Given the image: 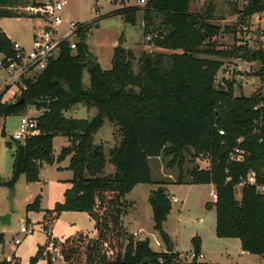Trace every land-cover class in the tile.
Masks as SVG:
<instances>
[{
  "label": "trees",
  "instance_id": "trees-1",
  "mask_svg": "<svg viewBox=\"0 0 264 264\" xmlns=\"http://www.w3.org/2000/svg\"><path fill=\"white\" fill-rule=\"evenodd\" d=\"M21 1L0 0V17H21L9 9ZM189 5L190 0H148L143 7L124 5L108 13L135 24L138 13L143 11L147 28L155 12H165L173 28L168 36L157 39L156 45L172 50L168 65L163 53L144 54L135 73L129 52L116 48L111 69L91 67L84 43L86 26L78 33L76 50L67 41L62 42L46 69L36 79L25 80L23 103H0V115L4 117L22 114L28 104L43 111L37 117L38 134L24 142L17 141V151L20 144L25 145L22 173L28 183L39 181L44 164L67 157L73 173L64 200L44 215L48 239L38 246L30 264L40 260L45 264H139L145 260L151 264H176L179 254L173 251L164 230L172 208L164 186L168 181H157L159 187L149 195L154 229L167 245L166 252H156L148 239L136 240L128 234L123 218L133 206L126 195L138 184L155 183L150 159L173 155L172 162L183 161L191 148L196 154L204 151L211 157L209 167L191 168L185 183L214 185L218 199L206 206L215 207L216 235L239 238L244 252L264 255V192L245 183L241 199H237L235 189L250 171L256 172L259 183L264 182V106L254 109L264 103V94L255 91L238 96L233 82L227 83V89L215 84L223 59L233 58L258 62L255 75L264 81V49H250L247 43L204 49L206 38L217 35L220 29L210 22L199 23ZM235 10L243 21H248L264 11V0H248L241 9L235 5ZM14 52L13 41L0 30V53L7 56ZM86 71L90 75L88 87L84 84ZM82 102L96 107L97 114L91 119L65 115V111ZM106 119L119 128L121 135L107 153L103 144L95 142ZM256 119L260 124L254 122ZM220 129H224L223 135ZM57 135L68 138V145L58 156L53 150ZM239 137H243L242 142L237 141ZM236 148L242 150L243 160L231 158ZM107 163L114 166L113 173H106ZM176 183L184 182L180 179ZM28 208L40 210V197ZM64 211L88 214L95 221V231L90 234L80 230L64 240L53 237L49 229ZM192 242L200 251L199 237H193ZM52 248L57 249L60 262ZM0 264L22 263L14 254L0 260Z\"/></svg>",
  "mask_w": 264,
  "mask_h": 264
},
{
  "label": "rangeland",
  "instance_id": "rangeland-1",
  "mask_svg": "<svg viewBox=\"0 0 264 264\" xmlns=\"http://www.w3.org/2000/svg\"><path fill=\"white\" fill-rule=\"evenodd\" d=\"M204 1L190 0V12L199 23L210 22L220 29L217 35L206 38L203 43L204 49L212 46L226 48L235 43L237 45L247 43L248 47L253 50L264 49V12L255 13L248 21L238 22L234 18L235 5L239 9L242 6L241 3L236 4L232 0ZM124 2L127 6H144L140 5L138 0H125ZM38 3H40L38 0L37 2L22 0L19 4L10 6V11L23 18L19 21L8 20V26L15 31L25 32V27L30 21L27 17H33L26 7L38 5ZM122 6H124L122 0H68L62 11L64 23L60 31H65L72 21L86 23L84 43L89 62L102 69L112 68L116 48L129 52L135 73L139 71L140 59L144 54L156 56L157 53H163L168 65L172 50L156 45V40L168 36L173 28L167 22L166 13L155 12L150 25L146 28L143 11L138 13L135 24L128 23L123 16L108 14ZM240 24L242 26L239 29L237 26ZM233 28L235 31H232ZM16 34L18 33L13 32L12 36L18 37ZM76 39L79 40V36ZM223 61L224 65L229 63L237 65L232 76L233 80H230L234 83L236 95L249 96L255 91H262L264 94V81L255 75V71L260 67L258 62L241 58L223 59ZM3 78L4 75L0 74V84ZM89 80L90 75L86 71L84 76L86 87L89 86ZM97 112L96 107H88L82 102L65 111V115L91 119ZM23 113L38 117L42 114V109L39 106L28 104ZM20 115L7 116L5 124H0V232L4 233V243L0 244V260L6 258L7 255L15 254L22 264H30V258L36 253L38 246L45 244L48 239L44 226V215L64 200V193L71 186L72 171L68 168L70 161L67 157L61 162L46 164L40 171L39 181L28 183L25 174L21 173L13 187L5 185L14 174L18 143L12 139V134L18 126ZM120 136L119 128L106 119L103 127L95 135V142L103 144L107 153L119 142ZM65 139V136L57 135L53 140V150L56 155L60 153ZM189 150L185 153L183 161L172 162L173 155L150 160L152 179L155 183L138 184L131 193L126 195V199L133 202V206L125 216L128 221L126 225L123 220L125 229L138 232V229L142 227L143 231L139 233L141 238L149 236L153 248L161 249L154 242L153 234L158 236L159 233L153 227V212L148 194L151 189L159 187L157 181L165 180L169 182L166 184L169 197L174 193L180 201H184L180 203L171 201L172 208L165 221L166 231L171 236L173 248L180 251L178 254L194 249L192 239L198 236L200 250L205 257L197 262L264 264V255L244 252L238 238L236 240L239 244L235 247L230 238H220L216 235L215 207L206 206V202H213L210 195V192L214 190L212 184H174L180 179L185 183L189 179L188 171L194 166L197 165L200 168L210 166L208 160L211 157L208 153L202 151L196 154L194 149ZM113 171L114 166L107 163L106 173H113ZM38 196L40 197V210L29 209L28 205L33 204ZM236 196L237 199H241L242 191H238ZM4 216H8L6 221L1 219ZM22 222H25L29 229L27 234L20 231ZM80 230L86 233L94 232L95 221L86 213L64 211L53 222L49 232L53 237L64 240ZM16 238L21 239L19 244H15ZM52 252L60 262L57 249L52 248ZM193 262L184 261L186 264H193ZM36 264H45V262L40 260Z\"/></svg>",
  "mask_w": 264,
  "mask_h": 264
},
{
  "label": "built area",
  "instance_id": "built-area-1",
  "mask_svg": "<svg viewBox=\"0 0 264 264\" xmlns=\"http://www.w3.org/2000/svg\"><path fill=\"white\" fill-rule=\"evenodd\" d=\"M68 0H42L38 5L28 6L26 9L30 14L42 21V26H39L33 36L31 47H26L18 41L13 42L14 54L3 56L0 59V74L4 75V81L0 85V103L16 102L27 89V79H36L39 74L46 69L51 59L57 56L60 44L64 41L69 43L70 48L74 51L77 49L78 33L80 29L86 27L84 22H70L61 32L60 28L64 23L62 11L64 10ZM148 0H138L140 5H145ZM236 4H243L248 0H232ZM242 6L239 8L241 9ZM235 19L238 22H243L242 16L236 12ZM241 24L237 28H241ZM237 68L236 63L225 64L218 71L215 77V84L219 88L227 89V83L233 80L234 70ZM239 68V67H238ZM264 106V103L257 104L254 109L259 110ZM43 112V111H42ZM256 124L260 122L256 119ZM0 124H5V117L0 116ZM37 117L30 116L27 113L20 115V120L16 130L12 134V139L18 142H24L27 138L38 134ZM219 133L224 134V129H220ZM238 142L243 141V137L237 139ZM231 158L233 160H243V152L239 148L233 151ZM209 165H210V160ZM203 168V167H201ZM206 168V167H205ZM241 182L236 185V193L242 191L245 183L253 184L259 192H264V182L259 183L255 171H250L246 178H241ZM212 201L216 202L218 194L216 190L210 192ZM172 202L180 203V199L172 195L170 197ZM20 231L27 234L29 229L25 222H22ZM15 244L21 242L20 238L15 239ZM205 257L200 250L191 249L186 253H180L175 259L176 264H186L184 261H202Z\"/></svg>",
  "mask_w": 264,
  "mask_h": 264
},
{
  "label": "crops",
  "instance_id": "crops-1",
  "mask_svg": "<svg viewBox=\"0 0 264 264\" xmlns=\"http://www.w3.org/2000/svg\"><path fill=\"white\" fill-rule=\"evenodd\" d=\"M38 1H41V0H38ZM206 1V0H205ZM204 1V2H205ZM122 3H124V5H126V2H123L122 1ZM202 4V3H201ZM264 12V11H263ZM22 16L21 17H0V30L1 31H4L6 34H7V36L14 42V41H18V42H20L21 44H23L24 46H26V47H31L32 46V42H33V36H34V33H35V31L36 30H38V28H39V26H42V21L39 19V18H36V17H27L30 21H29V23H27V26L25 27V32L23 31V32H20V31H18V30H13L12 28H10L9 26H8V24H7V21L8 20H12V19H15V20H17V21H19V20H22ZM260 19V18H259ZM251 25H252V20H251ZM18 33V34H16V36H18V37H16V38H14L13 36H12V33ZM29 36H30V38H29ZM263 46H264V44H263ZM1 55H2V57L4 56L2 53H0ZM3 81H4V78H3ZM3 83V82H2ZM1 83V84H2ZM0 84V85H1ZM5 119H6V117H5ZM65 144H63L62 146H61V149L64 147V146H67L68 145V138H67V136H65ZM55 139V138H54ZM10 144V143H9ZM10 146H11V144H10ZM61 149H60V152H61ZM17 150V149H16ZM60 154V153H59ZM58 154V155H59ZM56 155V154H55ZM58 155H56V156H58ZM161 157H153V158H151L150 160H152V159H160ZM69 161H70V157H69ZM14 163H15V161H14ZM56 163V162H55ZM46 164H44V166H45ZM43 166V167H44ZM14 170H15V168H14ZM14 170H13V172H14ZM72 175H73V173H72ZM162 181V180H161ZM174 184H179V183H174ZM183 184H188V183H183ZM171 185H173V184H171ZM189 185H194V184H189ZM196 185V184H195ZM213 185V184H212ZM165 187H166V185H164ZM214 186V185H213ZM136 187V186H135ZM135 189V188H134ZM133 189V190H134ZM154 189V188H153ZM153 189H151V190H153ZM168 189V188H167ZM214 189H215V187H214ZM132 190V191H133ZM151 190L149 191V194H148V200H149V195H150V192H151ZM131 191V192H132ZM168 191H169V189H168ZM130 192V193H131ZM169 193V192H168ZM173 193V192H172ZM128 195V194H127ZM172 195H175L174 193L172 194ZM171 195V196H172ZM184 202V201H183ZM207 203V202H206ZM152 208V207H151ZM153 212V211H152ZM123 220H125V225H126V223L128 222L126 219H125V217H124V219ZM130 220V219H129ZM154 227V226H153ZM164 230H165V232L170 236V234L166 231V227H165V222H164ZM140 231H143V228L142 227H140L139 229H138V232L137 231H134V232H131V231H129V230H127V232L130 234V235H133L134 236V238L136 239V240H145V239H148L149 240V243H150V247L154 250V251H156V252H166L167 250H168V248H167V245L164 243V241L162 240V238L160 237V235H158V236H156L155 234H153L155 237V240H154V242H155V244L159 247V248H161V249H159V250H157V249H154L153 248V245H152V243L150 242V238H149V236H145L144 238H141V236L139 235V233H140ZM93 232H90V234H92ZM171 237V236H170ZM239 239V238H238ZM230 240H233V241H231L232 242V244L236 247V246H238V244H239V242H240V239H239V242L236 240V238H230ZM171 243H172V241H171ZM227 244H229V243H227ZM240 246H241V242H240ZM172 247H173V243H172ZM242 248V247H241ZM173 251L174 252H178L179 250H177V249H174L173 248ZM180 252V251H179ZM12 257V255H7V257L6 258H8V259H10ZM4 259V258H3Z\"/></svg>",
  "mask_w": 264,
  "mask_h": 264
},
{
  "label": "water",
  "instance_id": "water-1",
  "mask_svg": "<svg viewBox=\"0 0 264 264\" xmlns=\"http://www.w3.org/2000/svg\"><path fill=\"white\" fill-rule=\"evenodd\" d=\"M123 2L125 0H122ZM91 67H94V63H91ZM25 101V97L21 96L17 101L16 104H21ZM44 106H47V102H44ZM26 162V150H25V145L24 144H20L18 147V155H17V160H16V166H15V170H14V174L13 177L8 180L5 185L9 186V187H13L16 183V181L18 180V178L20 177L21 173H22V169H23V165ZM8 218V216H4L1 217V219L3 221H6ZM139 264H151L148 260H145Z\"/></svg>",
  "mask_w": 264,
  "mask_h": 264
}]
</instances>
